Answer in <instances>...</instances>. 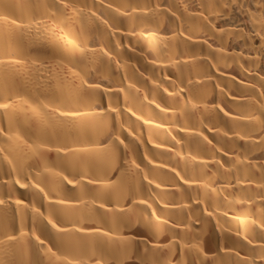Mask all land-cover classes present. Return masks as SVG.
Wrapping results in <instances>:
<instances>
[{"label": "bare ground", "instance_id": "1", "mask_svg": "<svg viewBox=\"0 0 264 264\" xmlns=\"http://www.w3.org/2000/svg\"><path fill=\"white\" fill-rule=\"evenodd\" d=\"M0 264H264V0H0Z\"/></svg>", "mask_w": 264, "mask_h": 264}]
</instances>
